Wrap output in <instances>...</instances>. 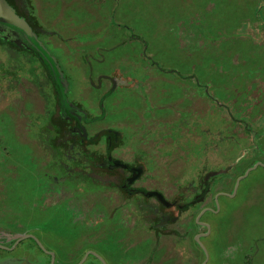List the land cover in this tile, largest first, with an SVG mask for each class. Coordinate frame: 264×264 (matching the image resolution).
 I'll return each instance as SVG.
<instances>
[{"label":"flooded vegetation","instance_id":"flooded-vegetation-1","mask_svg":"<svg viewBox=\"0 0 264 264\" xmlns=\"http://www.w3.org/2000/svg\"><path fill=\"white\" fill-rule=\"evenodd\" d=\"M66 2L62 0L59 7ZM44 5L40 0H0V140L4 142L7 136H14L19 145L35 150L37 155L27 157L22 147L17 154L15 151L0 155V169L6 167L0 170V257L5 264H34L41 258L45 264L52 261L64 264L72 259L70 251L84 253L93 246L102 251L109 248L114 251L110 241H116V233L114 239H106V235L111 234L108 222L103 220L106 216L97 213L91 205L90 197L101 191L109 214L113 212L110 211L113 204L123 205L125 224L143 228L145 235L173 236L175 239L167 246L169 252H177L183 264H194V260L202 264L210 258L208 245L202 239L212 235L211 225L208 220L202 221L203 216L208 212L221 213V198L237 193L241 181L261 166L257 163L259 157L264 162V36L256 41L252 34L241 32V27L232 33V38L247 43L251 49L244 51L247 60L241 59L243 51L232 52L238 54L234 62L243 65L245 73L239 80L234 78L238 87L233 90L219 80L221 88L223 85L221 99H216L210 91L209 79L204 81L207 90H199L197 86L202 83L193 81L195 72L182 73L177 69L176 74L181 76L177 85L184 90L183 99L177 100L185 101L187 107L180 109L171 100L162 104L160 107L170 108L171 114L152 115L154 121L150 124L145 119L146 133L135 137L128 136L129 132L122 129L95 126L94 111L99 103V109L104 111L106 90L101 94L97 91L95 107L91 109L70 95V78L55 53L56 48L60 49V42L53 39L58 36L57 32L43 25L45 18H53L56 13L45 15ZM254 7V15L249 16L253 18L248 22L256 20L258 28H264V0H255ZM200 17L185 18L177 23L178 46L186 48L192 42L208 43L213 38L209 36L213 28ZM218 33L225 34L223 29ZM61 50L65 52L66 48L62 45ZM90 56H84V60L103 59ZM149 56L142 51L136 59L112 60L113 64L121 61V65L115 64L109 75L99 74L92 87L99 90L108 80L109 94L116 89L139 91L134 88L137 83L148 85L149 90L147 78L155 65L159 72L176 71L161 68ZM249 62L257 63L250 65ZM123 63L132 66L140 63L142 66L136 69L145 74L139 77L132 71L123 73L121 70L129 68ZM89 69L92 70L91 63ZM82 81L85 83V78L82 77ZM120 83L126 85L120 88ZM194 91H201L199 94L204 98L192 100ZM147 101L146 111L151 110V104L163 103L162 99ZM191 101L201 104L191 108ZM3 123L7 130L3 129ZM234 149L241 153L228 160L227 154ZM13 154L17 155L14 160L10 159ZM244 159L248 164L237 171ZM153 164H158L156 169ZM23 166L29 168L30 178L24 177L28 171L25 168V173ZM8 180L17 185L12 187ZM24 182L31 186V194L22 200L20 186ZM6 183L11 188L5 190ZM12 188L18 191L16 206L25 208L28 216L15 211V207L10 209L4 201ZM109 198L110 201L105 200ZM35 212L44 217L36 218ZM56 218H60V223L68 218L83 220L76 223L82 231L73 227L72 232L64 234L77 236L79 242L75 247L68 249L58 239L60 236L54 230L58 229L54 225ZM95 224L103 225L93 231ZM93 232L100 238L87 243L86 235ZM197 239L201 240V245L196 244ZM16 250H21L22 254L16 256ZM198 252L203 255L201 261ZM30 255L37 262L30 261ZM99 259L100 264H109L104 255ZM166 259L168 255L160 263ZM146 264H150V260Z\"/></svg>","mask_w":264,"mask_h":264},{"label":"rangeland","instance_id":"rangeland-1","mask_svg":"<svg viewBox=\"0 0 264 264\" xmlns=\"http://www.w3.org/2000/svg\"><path fill=\"white\" fill-rule=\"evenodd\" d=\"M40 1L45 4L43 11L45 15L50 13L54 16L53 13H56L54 20H52L54 17L51 16L45 18L43 25H48V29L57 32L58 36H53V39L60 42V49L57 46L55 53L61 62L63 71L66 70L70 78V95L76 96L79 102L91 109L95 107L96 94H101L106 90L104 95L108 96H106L103 105L104 111L99 109V107L101 108V103H99L96 111H94L96 116L94 124L97 128L110 126L119 130L122 129L126 133L129 132L127 133L128 136L139 137L144 135L146 128L143 122L145 119L149 120V124L154 121L152 115L169 116L171 109L160 107L169 100L174 101L180 109L187 107L185 101L177 100V98H182L184 92L177 85V80L181 78L180 75L176 74L178 70L182 73L195 72L197 79L194 77L193 81L202 83V86H197L199 90H207L204 81L207 82L209 79V83L212 82L209 89L216 99L222 98L223 85L221 88L218 84L219 80L225 82L230 90H233V87H238L234 78L239 80L245 72L243 65L240 64L239 66L234 62L238 54L233 53L239 49L243 51L241 59H246L247 53L244 51L251 49V46L247 43H239L237 39L232 38V33L241 27V32L252 34L256 41L262 39L261 35L264 36V28H258L256 20L248 22L253 18L249 16L254 15L255 0H95V3L93 0L91 2L89 0H72L71 4L70 0H67L63 7L61 5L59 7L62 0ZM59 11L60 15H58ZM200 15L213 28L214 32L210 31L209 33V36H213V38L208 43L197 44V42H192L186 48L183 45L182 47L178 46L177 23H181L185 18H193V16H199L198 19H200ZM257 15L262 17L260 11H257ZM219 29L224 30L223 36L218 33ZM62 45L63 49L66 48L65 52L61 50ZM142 51L150 54L149 57L161 68H166L170 72L172 69H176V71H172L170 74L163 71L159 72L157 69L155 70L158 67L155 65L147 78L149 90L147 89L148 85L144 86L142 83H137L134 88H139V91L128 92V90L116 89L109 94L106 87L108 80L104 81L99 90L92 87L91 84L97 81L99 74L109 75L113 73L116 62L113 64L112 60L119 57L125 60L129 57L136 59V56ZM87 54L91 55V58L103 59L97 61L91 59L90 62H87L84 60V56H89ZM89 63H91L92 70L89 69ZM256 63L249 62L250 65ZM123 64L129 67L128 70H121L123 73L132 71L139 77L145 74H141V71L136 69L142 66L140 63L133 66L129 63ZM116 65L120 66L121 61ZM82 77L85 78V83L82 81ZM129 82L133 83V81H124L128 84ZM125 85L120 83L119 87L123 88ZM200 92L194 91L191 99H203L204 96L202 93L199 94ZM205 93L207 94V92ZM151 98L162 99L163 103L151 104L149 105L151 110L146 111L148 108L147 100L151 102ZM200 104L198 101L195 104L190 102L191 108L198 107ZM198 109L201 110V107ZM2 127L4 130L8 129L4 123ZM125 127L129 128V131ZM17 141L18 139L14 136H7L4 142L0 140V155L6 156V153H14L15 151L17 154L18 148L22 147L27 157H37L35 150L29 149L25 145H19ZM259 142L260 140L258 144ZM240 153L234 149L230 154H227V159H235ZM16 156L13 154V158L10 159L14 160ZM259 158L257 163H261V166L252 170L241 181L237 193L228 198H221V213L212 214L208 212L203 216L202 221L208 220L211 225L212 235L202 239L204 244L208 245L210 257L208 260L205 259L208 261L207 263L204 260L202 264H264V162H262L261 157ZM245 159L237 171L248 164V162L244 163ZM157 165L153 164V168L156 169ZM23 167L25 173L28 171L24 177L30 178L29 168ZM1 169L5 170L6 167ZM7 182L12 187L17 185L14 181L8 180ZM9 184L6 183L5 190L11 188ZM1 187L2 183L0 182V189ZM20 187L22 188V200L25 196L30 197L31 186L24 182ZM43 188L45 189L46 185H43ZM17 193V189L12 188L4 201L10 209L15 207V211L28 216L25 208L16 206L15 197ZM102 197L101 191L94 193L90 197L91 205L97 213L101 212L103 216H106L103 220L108 222L109 233H111L106 235V239H114V232L116 233V241H110L113 243L111 248L114 251L110 248L102 251L96 246H93L92 250L84 252L85 254L82 253V250L70 251L72 259L65 261L64 264H77L85 259L83 264H100L99 256L101 254L107 257L109 264H146L148 260H150V264H183L182 257L177 252L168 251L167 246L175 239L173 236L159 235L156 237L153 234L150 236L149 234L145 235L143 228L139 226L132 228L131 224L124 223L123 205L113 204V208H110L112 209L110 211L113 212L109 214V211L106 210L107 204ZM105 200L110 201L111 199ZM68 207L71 205L69 204ZM66 210L69 212V209ZM35 215L39 219L44 217L37 212ZM55 220L54 225L58 229L54 230L56 235L60 236L58 239L63 241L62 243L68 249L75 247L74 245L79 242L77 236L68 237L64 234L72 232L71 228L73 227L82 231L76 223H81L83 220L81 218H68V221L64 223L59 222L60 218ZM102 225L95 224L93 231ZM86 237L87 243L100 238V236H96L95 232L86 235ZM196 244L201 245V240L197 239ZM193 247L195 248V246ZM154 248L156 249L154 250ZM38 253L46 257L45 253L41 251ZM14 254L19 256L22 251L16 250ZM165 255H168L169 259L160 263ZM198 255H200L201 261L203 255L200 252ZM38 258L40 257L37 256ZM79 258L81 259L78 261ZM29 259L37 262L32 260L33 256L31 257V255ZM41 259L34 264H45ZM193 262L194 264L199 263L196 260ZM0 264H5V260L1 257Z\"/></svg>","mask_w":264,"mask_h":264},{"label":"water","instance_id":"water-1","mask_svg":"<svg viewBox=\"0 0 264 264\" xmlns=\"http://www.w3.org/2000/svg\"><path fill=\"white\" fill-rule=\"evenodd\" d=\"M85 259V258H84ZM84 261V260H83ZM54 262L52 261V264H53ZM82 262H80L79 264H81Z\"/></svg>","mask_w":264,"mask_h":264}]
</instances>
